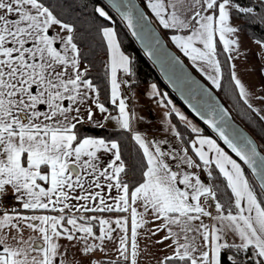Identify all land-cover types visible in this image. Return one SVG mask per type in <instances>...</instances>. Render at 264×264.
Returning <instances> with one entry per match:
<instances>
[{
    "label": "snow or ice",
    "instance_id": "1",
    "mask_svg": "<svg viewBox=\"0 0 264 264\" xmlns=\"http://www.w3.org/2000/svg\"><path fill=\"white\" fill-rule=\"evenodd\" d=\"M145 2L171 43L216 89L224 79L219 57L226 54L223 63L239 100L264 122V106L254 105L257 97L232 63L243 31L233 21L254 19L259 8L264 25V0ZM74 4L0 0V264H141L149 243L164 253L155 256L156 264H264V155L231 127L227 111L210 103V95L190 105L253 179L155 84L152 95L168 109L162 119L175 143L134 130L126 95L136 84L131 60L115 28L101 23L96 31L107 45L113 115L90 78L84 50L92 29L72 19ZM113 6L129 29L151 35L132 0H113ZM94 11L112 21L103 7ZM153 39L150 56L160 44ZM254 42L264 50V37ZM178 79L191 99L203 98L194 82L183 74ZM258 99L264 105V95ZM87 125L130 133L137 156H127L116 139L84 134ZM201 168L212 183L189 171Z\"/></svg>",
    "mask_w": 264,
    "mask_h": 264
},
{
    "label": "trees",
    "instance_id": "2",
    "mask_svg": "<svg viewBox=\"0 0 264 264\" xmlns=\"http://www.w3.org/2000/svg\"><path fill=\"white\" fill-rule=\"evenodd\" d=\"M141 3L148 10L145 0H140ZM248 2V0H245ZM253 3L258 2V0H252ZM74 7L76 8L75 13L72 16L73 20L79 18L80 23L86 24L91 27L90 46L86 48L85 51V63L89 64L91 68L90 78L94 79V82L99 86L101 90V102L105 103V106L112 111L114 106L108 102L110 96V87H109V78L105 74L106 66L108 63V57L106 54V41L102 40V37L97 33L96 28L99 24L103 23L107 26L115 28L118 34V40L121 44V50L129 57L131 60V66L134 71V76L131 79L136 81V84L133 88L145 85L149 82H155L161 90H165L169 96L175 101L178 102L170 91H168L162 81L159 79L155 70L147 59L142 55L139 49L136 47L131 37L127 33L126 29L116 17L100 0H75ZM96 7H103L106 12L112 17V21H105L103 18L99 17L95 13L94 9ZM149 11V10H148ZM150 13V11H149ZM151 14V13H150ZM261 9L257 8V15L254 19L248 20L244 18L235 19L234 22L236 25H240L243 29V32L252 38L264 37V25H261L260 22ZM95 18V23L93 19ZM155 21V20H154ZM159 29L168 40V30L163 29L159 26ZM182 55V54H181ZM183 56V55H182ZM226 54H222L219 58L222 61V71L224 73V79L222 80V88L216 89L222 99L225 101L235 118L240 121L257 139L260 147L264 150V122H259L258 120L253 119V115L246 110V106L243 105L242 101L239 100L236 91H234V82L229 79V69L228 65L224 64ZM184 57V56H183ZM185 58V57H184ZM186 60V59H185ZM187 61V60H186ZM261 86L264 85V76L261 75ZM264 90V89H263ZM175 123L178 124L180 129L184 128L182 122H178L177 119H174ZM202 132L208 135H211L216 139V137L206 128L202 126ZM84 134L86 135H103L110 137L112 139L118 140L122 145V150L129 157L135 158L137 156L138 146L131 139L130 133L123 131L119 128H113L107 126L104 129H93L90 125L85 126ZM185 135H188V132H185ZM217 140V139H216ZM218 141V140H217ZM250 175V174H249ZM208 177L210 183L213 182V178ZM251 176V175H250ZM219 181H217L218 183ZM222 187V186H221Z\"/></svg>",
    "mask_w": 264,
    "mask_h": 264
},
{
    "label": "water",
    "instance_id": "3",
    "mask_svg": "<svg viewBox=\"0 0 264 264\" xmlns=\"http://www.w3.org/2000/svg\"><path fill=\"white\" fill-rule=\"evenodd\" d=\"M122 23L127 33L131 37L132 41L142 53V55L147 59V61L151 64L159 79L165 85L166 89L172 93L175 99L178 101L179 105L191 115L199 124L203 127H206L218 140L219 144L230 153L238 162L242 164L245 170L255 179L254 175L251 173V170L247 168L246 165H243L242 161H239V158L235 156L234 153L223 143V141L218 137V135L207 125L204 123V120L201 119L200 115H197L193 108L190 105H195L198 102L203 103V99H207L210 95L211 100L209 101L212 104H215L221 108H224L228 115L227 119L231 124V127L234 128L238 133L243 136L251 139L253 144L257 146V151H259L262 155H264V150L260 147L255 136L240 122L238 121L225 101L216 91V89L211 86L203 77H201L192 66L185 60V58L174 49L165 38L159 27L156 25L154 20L152 19L149 11L145 8V6L141 3L140 0H132V2L137 6V9L143 12L146 16V20L143 21L146 25L144 31L150 32V36L145 35L142 36L139 34V29L133 30L129 29L127 26V22L122 19L119 12H117L116 8L113 6V0H100ZM133 31H137V35L133 34ZM159 39L160 44L155 46L153 49L154 54L149 55V48L154 44V39ZM179 63H176V62ZM183 74L184 77L188 78L189 82L192 83L193 88H200L204 90L203 98L201 95H197L195 99H191L188 87L182 82V80L178 79V77ZM207 118V117H206ZM201 177L203 181H206L207 178L205 174L201 171Z\"/></svg>",
    "mask_w": 264,
    "mask_h": 264
},
{
    "label": "crops",
    "instance_id": "4",
    "mask_svg": "<svg viewBox=\"0 0 264 264\" xmlns=\"http://www.w3.org/2000/svg\"><path fill=\"white\" fill-rule=\"evenodd\" d=\"M145 4H146V2H145ZM151 15H152V13H151ZM152 17H153V15H152ZM153 19L155 20L154 17H153ZM156 23L159 25L158 21H156ZM159 26L162 27L161 25H159ZM118 78L128 79V77L124 76V74L122 72H118ZM153 84L156 85V89L159 93H161L162 95L166 94V100H170L172 102V105H174L175 108L179 112L183 113L188 118V120H190L192 122V124L196 125L197 127H199L202 130L201 125L199 123H197L196 121H194L192 119V117H190L183 110V108L169 96V94L165 90H161L155 82H149L145 85L135 87L131 91H128L126 93V95L128 97L127 102L129 104V108L135 114V119L133 121L134 130L140 131L141 133L146 134L149 139H156V140L168 139L170 142L175 143V141L172 140L171 133L165 131V129L167 128V124L162 119L164 112L167 111L168 109L162 108L157 103V101L160 99V97H154L152 95V87L151 86ZM109 87H110V81H109ZM121 92L122 93L125 92V86H123V85L121 87ZM133 97H134V102L132 101ZM170 107H171V105H170ZM112 114L116 115L117 111L112 113ZM172 119H173V123H175L174 119L178 120V118L175 117L174 114H173ZM109 127L118 128V127H115L114 125H109ZM203 134L210 137V138L215 139L211 135H208L206 133H203ZM217 143L219 144L218 141H217ZM163 147L165 149H167L168 145H164ZM228 154H230V153H228ZM189 171H196L199 173L202 171L205 175H207V172L204 171L202 168L201 169H189ZM203 182L208 183V177H207V180L203 181ZM113 195H115V193H113ZM105 215L106 216H109V215L114 216L115 214H105ZM141 247L142 248L145 247L144 243H141ZM163 254L164 253L161 252L159 249L152 248L151 244L149 243L148 248L145 251V254L141 258V264H156L155 256H161Z\"/></svg>",
    "mask_w": 264,
    "mask_h": 264
},
{
    "label": "rangeland",
    "instance_id": "5",
    "mask_svg": "<svg viewBox=\"0 0 264 264\" xmlns=\"http://www.w3.org/2000/svg\"><path fill=\"white\" fill-rule=\"evenodd\" d=\"M233 23L236 25L234 21ZM254 41L255 38L249 37L242 31L241 33L242 47L238 53H233V55L236 58L232 61V63L235 65V71L237 72L239 78L242 80L243 83L246 84L248 89L252 93H254L255 96L257 97L256 99L253 100L254 105L256 107H261L264 105L261 104L258 97L260 95H264V90L261 88V82H260L261 80L260 76L261 75L264 76V73H262L261 71L262 69H264V50H262ZM169 44L185 57L187 62L201 77H203L211 86H213L211 82L206 78V76L201 72H199L196 69V67L193 66L192 61L187 56H185L182 51H180L173 43H169ZM132 101L134 102V97ZM189 116L192 117L191 115ZM192 119L196 121L193 117ZM196 122L199 123L198 121ZM206 184H210V182L208 181V183Z\"/></svg>",
    "mask_w": 264,
    "mask_h": 264
},
{
    "label": "built area",
    "instance_id": "6",
    "mask_svg": "<svg viewBox=\"0 0 264 264\" xmlns=\"http://www.w3.org/2000/svg\"><path fill=\"white\" fill-rule=\"evenodd\" d=\"M11 195H12V192H11V189H9V190H8V193H7V196H8V197H11ZM8 202L11 203L12 201L9 200Z\"/></svg>",
    "mask_w": 264,
    "mask_h": 264
}]
</instances>
